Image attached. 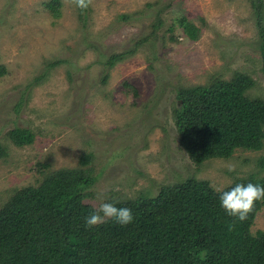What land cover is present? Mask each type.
<instances>
[{"label":"rangeland","instance_id":"1","mask_svg":"<svg viewBox=\"0 0 264 264\" xmlns=\"http://www.w3.org/2000/svg\"><path fill=\"white\" fill-rule=\"evenodd\" d=\"M87 1L82 15L73 0H60L55 18L50 0H0V209L58 170L96 176L86 199L94 209L191 177L215 190L264 177V147L195 165L173 120L179 89L236 75L253 82L249 99L264 101L257 28H264V0L259 12L249 0ZM181 20L199 30L196 41ZM133 49L105 71L108 57ZM14 128L28 129L33 142L14 146L7 136ZM257 231L264 232V204Z\"/></svg>","mask_w":264,"mask_h":264},{"label":"trees","instance_id":"2","mask_svg":"<svg viewBox=\"0 0 264 264\" xmlns=\"http://www.w3.org/2000/svg\"><path fill=\"white\" fill-rule=\"evenodd\" d=\"M73 1L85 15L88 1L83 0V6L81 0ZM249 1L259 12L262 0ZM60 7V0L47 5L55 18ZM179 24L189 40L198 39V29L183 20ZM257 28L264 75V28L261 23ZM133 52L108 57L105 71ZM107 78V74L102 77V84ZM252 85L249 78L236 75L209 87L179 89L174 127L192 163L199 166L207 160L230 159L238 150L263 149L264 101L246 96ZM7 136L16 147L34 140L24 128H14ZM259 162L264 167V159ZM91 174L89 170H58L36 187L15 191L0 209V264H264V232H251L264 199L254 202L247 218L240 221L220 208L218 193L207 181L191 177L160 187L156 195L111 199L108 202L117 207L130 208L134 221L120 226L106 219L89 228L84 218L96 210L86 203L97 179ZM249 182L264 185V177L237 179L224 190Z\"/></svg>","mask_w":264,"mask_h":264},{"label":"clouds","instance_id":"3","mask_svg":"<svg viewBox=\"0 0 264 264\" xmlns=\"http://www.w3.org/2000/svg\"><path fill=\"white\" fill-rule=\"evenodd\" d=\"M81 4L83 6V0ZM216 191L220 208L226 215L240 221L247 218L254 202L264 199V185L259 183H236L227 190L217 188ZM106 219H111L120 226H126L134 221V215L130 208L117 207L112 202H101L95 211L84 218L89 228L104 223Z\"/></svg>","mask_w":264,"mask_h":264}]
</instances>
